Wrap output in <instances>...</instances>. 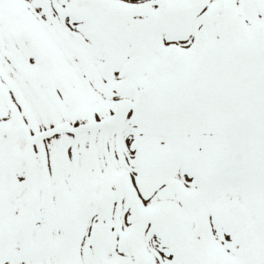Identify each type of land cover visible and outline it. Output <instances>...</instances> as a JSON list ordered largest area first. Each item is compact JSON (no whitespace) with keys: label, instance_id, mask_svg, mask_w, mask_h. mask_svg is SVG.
<instances>
[{"label":"snow or ice","instance_id":"6c2138e0","mask_svg":"<svg viewBox=\"0 0 264 264\" xmlns=\"http://www.w3.org/2000/svg\"><path fill=\"white\" fill-rule=\"evenodd\" d=\"M0 264H264V0H0Z\"/></svg>","mask_w":264,"mask_h":264}]
</instances>
